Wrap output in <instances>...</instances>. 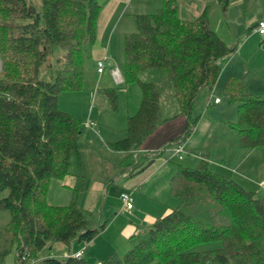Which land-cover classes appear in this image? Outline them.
Here are the masks:
<instances>
[{
    "label": "trees",
    "instance_id": "1",
    "mask_svg": "<svg viewBox=\"0 0 264 264\" xmlns=\"http://www.w3.org/2000/svg\"><path fill=\"white\" fill-rule=\"evenodd\" d=\"M216 1L226 14L231 0ZM32 7L28 0H0V188L8 189L0 208L10 213L0 227V264L13 247L18 254L39 256L49 241H89L107 223L80 204L89 180L88 152L79 142L82 122L58 105L61 91L84 86L103 4L40 0L34 12ZM136 17L137 29L124 39L123 82L104 89L112 108L118 109L120 88L134 82L141 87L126 135L107 142L112 150L128 152L179 113L187 115V132L192 131L201 117L195 109L201 89L215 91L223 62L237 49L212 25L209 5L198 16L183 18L177 0H163L158 9ZM42 68L49 78L42 76ZM148 68L163 69L172 82L178 109L168 117L161 116L159 86L142 78ZM224 98L237 105V116L228 124L238 144L264 146V95L249 91L246 81L232 75ZM180 140L176 137L171 144ZM198 154L197 166L176 164L170 181L176 200L172 209L133 233L124 254L112 251L96 264H264V195L212 169L208 148ZM68 174L76 176L71 200L49 202L51 181ZM213 241L219 245L196 248ZM62 262L95 264L85 255L64 260L47 256L38 264Z\"/></svg>",
    "mask_w": 264,
    "mask_h": 264
},
{
    "label": "crops",
    "instance_id": "2",
    "mask_svg": "<svg viewBox=\"0 0 264 264\" xmlns=\"http://www.w3.org/2000/svg\"><path fill=\"white\" fill-rule=\"evenodd\" d=\"M100 1L103 5L105 4L103 9H101L102 12L100 11L102 13L100 17L101 21L105 19L110 20L112 28L107 30L105 24H101L100 21L99 23H97V36H101V33L104 31V34L102 36L105 37L106 43L105 45L102 43L95 45L94 42L92 46V60L89 64L88 72L85 73V78L90 77V74L95 75L97 73L95 71L97 70L96 65L98 59L101 58L102 53H105L104 55L107 54L109 56V64L107 66L111 67L113 65L111 63L113 59L110 57L111 51L112 49H114L113 40L114 38H116L117 42V39L120 38V35L117 36L116 28L114 27V23L116 22V20L118 22L122 17L121 13L119 15L116 14V11L120 8L117 6V3L119 2L120 5V3L122 4V2L126 0H108V2L106 1L107 5L105 1ZM234 2L238 4V7L240 9H243L248 8L250 5L254 6L258 2V0H231L227 13L230 12L231 6ZM177 5L179 14L183 18H194L198 16L199 14H201L206 5L210 6V10L212 7H219L218 2L216 0H177ZM227 13L224 14L222 13V11V15L218 13V16L220 15V17L218 19L217 27H214L217 31L219 26L227 25L228 27H230V25L227 24L228 18L225 17ZM256 14L258 13L254 12L250 14L249 17L245 18V22L248 25L250 24V27H254V31L264 38V33H260L255 29L257 20L264 16V10H262V12L255 17ZM222 17H224L225 20H223ZM220 21H222V23H219ZM99 24L100 28L98 27ZM234 54L235 51L228 57L227 60L223 62V70L218 80L222 77V73H224L225 70L231 72L230 76H239L238 73L232 71L234 70L233 65H230ZM115 65L119 66V64ZM103 72L98 76L100 77ZM229 77L227 78V80L229 79ZM240 78L243 79L242 77ZM113 79L115 80L116 85H120L123 82L122 80L118 81L117 79H115L114 76ZM208 90L209 89L207 86L203 87L200 91L198 98L196 99V102L201 99L202 105L204 104V106H206V97L209 93ZM250 91L253 92L252 89ZM104 95H106L105 92ZM104 97L105 96H103V103L101 105L102 107H106L107 105L106 98ZM106 97L108 98L107 95ZM139 104L137 105L133 113L137 111ZM101 108L98 111L100 122H103L106 128L108 127L109 129L114 131L117 125H115L113 121L109 119H103L104 121L101 120L103 114V110ZM133 113H129L125 116L124 128L126 126L128 116ZM168 116L169 115H165L163 117ZM203 117L206 116H203V113H201V117L199 118L196 125L192 126V131L190 132H187L188 117L185 113H179L173 118L166 119L165 121L161 122L143 140L137 150L131 152L112 150L107 145V142L109 141H114L124 137L126 135V132L125 135L119 138L110 137L109 133L106 132L105 134L107 138L103 139V143L88 145L90 136L87 134V132H84L82 130L81 135L79 137V142L83 145V148L88 153L90 152V154L92 155L97 150L102 152L103 145L104 147L106 146L107 148H109L111 153H113L110 156L112 158L113 164H111V166L107 165V168H113L112 171L115 172L114 174L109 175L110 177H112V180L105 181L100 177H89L86 188L80 199V204L82 208L87 211L93 212L97 216L99 222L107 220L106 226L89 241H85L79 238H75L69 243L63 241H49L39 251V257L45 258L47 256H52L64 260L65 258H67L64 256L66 252H75L81 248L85 250V256H87L89 249H91V251L94 253L101 252L99 254H105L106 252L112 251H119V248H121L120 246L122 245H120V243L116 240L117 235H119L121 240L123 239V241L125 242L127 240L129 241V238L133 233L147 228L154 222V220L158 216L168 213L176 203V200L173 194L171 193L170 189V181L176 171V164L178 163V161H176V158L178 156L173 153V144H171V141L176 137H180L181 140L183 138H186V145L188 148L187 152L195 156L191 157L194 162L200 160V156L198 154L199 151H201L202 148H208L210 152L209 163L212 169L231 175L247 188H257L256 183L258 180L255 178V176H252L249 173L253 161H251V163L249 162L248 164L245 163V159L252 155V151L255 150L256 147L248 148L242 147L238 144L237 133L228 124V120L231 119H220L215 115L210 114V117L206 118L207 120L203 121ZM96 120L97 119H95L94 124H97ZM89 121H91L90 118H87L86 124H89ZM196 134H198V136H196ZM145 152H147V154L139 159L140 154ZM97 158L99 159L101 165H103L101 167L106 168L103 160L100 159V156H97ZM236 161H238V163H236ZM263 182H260V185H264ZM54 183H57V185L60 186V191L57 192L51 200L50 188ZM75 184L76 176L73 174H68L62 179H53L51 181L50 188L47 194L49 202L54 204L68 203L72 198L74 191L73 186ZM111 184H119L120 186V198L117 197L118 200H115L114 197L112 198L111 196H109ZM124 190L131 191L134 197L133 206L130 209L125 208L121 199V192ZM92 194H99L100 196H102L96 199L95 204L93 206L90 205L92 204V202L89 198H87ZM105 206L106 208H108L109 214H107V217H105L104 219ZM125 209L129 210L127 215L122 214V211H124ZM2 213H4L3 209L0 208V216H2ZM4 215V220H6V214ZM4 220L2 219V217L0 218V227L3 226L1 225V222ZM6 222L7 221H4V224H6ZM110 231H112L113 237L107 236ZM98 235H106L104 240H101L99 244L96 240ZM89 244L91 246L90 248ZM17 254V248L13 247L12 251L5 257L2 264H14L15 262H17ZM100 260L101 259H99L98 262H100ZM61 264L66 263L62 262Z\"/></svg>",
    "mask_w": 264,
    "mask_h": 264
},
{
    "label": "rangeland",
    "instance_id": "3",
    "mask_svg": "<svg viewBox=\"0 0 264 264\" xmlns=\"http://www.w3.org/2000/svg\"><path fill=\"white\" fill-rule=\"evenodd\" d=\"M30 5L33 7H37L40 3V0H28ZM105 1L106 5L108 0ZM107 1V2H106ZM116 3V2H115ZM234 2L231 6L230 12L225 15L228 21L227 24L230 25L228 27L219 26L218 33L230 44L236 45L237 50L235 51L234 57L231 60L230 65H233L232 71L238 73L240 77L248 83V90L252 91L256 94L264 95V38L254 31V27H250L251 25L245 22V18L249 17L252 13H258L255 15H259L262 10H264V0H258V2L254 6H249L248 8L240 9L238 4ZM105 5V4H104ZM103 5V7H104ZM163 5V0H126L123 1L122 4L119 2L117 6L120 7L116 14L119 15L121 13V19L114 23V27L116 28L117 36L120 35V38H114L113 46L114 49L111 51L110 57L113 59L112 64H119L120 69L122 71V75L124 74V65H125V44L124 39L125 35L128 32L135 31L137 29V14L144 13V12H151ZM235 5V6H234ZM102 7V9H103ZM251 7V9H250ZM102 12V10H101ZM99 13L97 23L105 24L107 30L112 28V24L110 20H103L101 21V14ZM211 21L214 27H217L218 13L221 14V10L219 7L211 8ZM217 13V14H216ZM222 15V14H221ZM224 15V14H223ZM225 20L224 17H222ZM219 23H222L220 21ZM104 26V25H103ZM100 28V24L98 26ZM98 30V29H97ZM104 34V31L101 33ZM97 36L95 41L96 44H104L106 43L104 36ZM105 53L101 54V57ZM53 60V58H49L48 61ZM223 61L222 59H220ZM96 71V70H95ZM227 71V72H226ZM88 72V67H85V73ZM226 72V73H225ZM222 73V77L217 81L215 85V91L212 92L210 90L207 97H206V106L202 105L201 99H199L195 105L196 110L198 112L203 113V121L207 120L206 118L210 117L211 115H215L220 119H234L237 116V105L228 102L224 98L225 90L224 86L226 83L227 78L230 76L231 72L225 70ZM96 73V72H95ZM228 73V74H227ZM49 72L45 68H42V76L49 78ZM99 78V79H98ZM142 78L146 80H153L159 86L162 96H161V116L170 115L177 111L178 105L176 99L173 95V85L171 80L168 78V75L163 69L159 68H148L144 72H142ZM124 79V75H123ZM122 79V81H123ZM84 86L78 90H64L59 93L58 96V105L60 108L67 110L73 114H75L79 119H81V128L84 132L90 136V140L88 145L92 144H101L103 143V139L107 138L106 132L109 133L110 137L119 138L125 135V116L129 113H133L140 102L141 99V87L139 83L134 82L129 84L127 87H122L119 89V108L114 109L111 106L109 99L104 95V89L110 86H115L116 82L113 79L111 67L106 66L103 74L99 77L96 73L95 75H91L88 78H84ZM209 89V88H208ZM103 96L106 98L107 105L106 107H102L103 103ZM216 97L219 98L218 102ZM102 107V108H101ZM100 108L103 110L102 114V121L103 119H109L117 125L114 131L109 129L104 125L103 122L99 120V110ZM207 111V113H206ZM87 118L89 124H86ZM95 119H97V124H94ZM99 120V121H98ZM91 123V124H90ZM109 130V131H108ZM111 130V131H110ZM113 132V133H111ZM198 132V131H197ZM200 132V131H199ZM113 134V135H111ZM198 136V134H196ZM102 146V145H101ZM103 150L100 152L99 150L95 151L92 155L90 152L87 155V166H88V175L89 177H100L105 181L110 178L109 175L114 174L113 168H107L109 165L111 166L112 158L110 157L113 153L104 145L102 146ZM187 148V145H186ZM188 149V148H187ZM250 152V151H248ZM105 154V155H104ZM97 156H100V159L103 160L105 167H101L99 159ZM191 157H195L191 153L187 151L184 152L182 158H176V161L181 162L185 165L191 164V166H197L198 162H194ZM240 159V157H239ZM245 159V158H244ZM101 160V162H102ZM245 163L248 164L249 162L253 161L252 166L249 170V173L258 180L256 183L257 188H253L257 190L259 193L264 195V185H260V182L264 180V146L256 147L255 150L252 151V155L245 159ZM238 163V161H236ZM103 164V163H102ZM108 165V166H107ZM102 176V177H101ZM60 186L57 183H54L50 188V198L52 200L53 196L56 195L57 192L60 191ZM109 196L112 198L114 197L115 200H118L119 197V184H111L110 185ZM8 193L7 188H0V197L5 196ZM98 197H102L99 194H92L91 196L87 197L90 199L92 204L94 205L96 199ZM86 198V199H87ZM120 198V197H119ZM3 209L2 219L4 220L6 214V220L8 221L10 218V213L7 209ZM129 210L125 209L122 211V214L127 215ZM109 214L108 208L105 206L104 210V219ZM164 215V214H163ZM162 216V215H161ZM4 221H2L1 225H4ZM2 227V226H1ZM106 236V235H105ZM105 236L98 235L97 236V243L101 240H104ZM107 236L113 237L112 231H110ZM115 238V234H114ZM116 240L120 243L121 248L118 251L121 255L124 254L132 245V242L127 240L126 242L121 240L119 235H117ZM219 245V242H209L198 245L196 248H206V247H213ZM89 244V248H90ZM101 252H92L89 249L87 258L90 259L93 263H97L99 259L105 258L108 253L99 254ZM2 264V263H1Z\"/></svg>",
    "mask_w": 264,
    "mask_h": 264
},
{
    "label": "built area",
    "instance_id": "4",
    "mask_svg": "<svg viewBox=\"0 0 264 264\" xmlns=\"http://www.w3.org/2000/svg\"><path fill=\"white\" fill-rule=\"evenodd\" d=\"M255 29L260 33H264V16L257 20ZM108 64H109V56L107 54L99 58L96 65L97 74L100 75L105 70ZM111 72L115 77V79H117L118 81H121L123 79L122 71L118 65H112ZM216 100L218 101L219 98L216 97ZM186 144H187V140L186 138H183L178 143L173 145L172 147L173 153L177 155L179 158H182L184 152L187 151ZM121 199L123 201L125 208L127 209L132 208L134 197L131 191L129 190L122 191ZM84 255H85V250L83 248L75 252H66L64 254L65 257H70V256L83 257ZM40 259L41 258L39 256H32L29 254L28 251H25L21 254H17V262H15L14 264H38Z\"/></svg>",
    "mask_w": 264,
    "mask_h": 264
},
{
    "label": "water",
    "instance_id": "5",
    "mask_svg": "<svg viewBox=\"0 0 264 264\" xmlns=\"http://www.w3.org/2000/svg\"><path fill=\"white\" fill-rule=\"evenodd\" d=\"M36 10V8L35 7H32V11L34 12Z\"/></svg>",
    "mask_w": 264,
    "mask_h": 264
}]
</instances>
